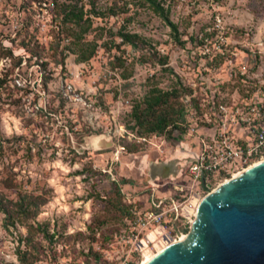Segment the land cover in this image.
<instances>
[{
    "label": "rangeland",
    "instance_id": "374dc122",
    "mask_svg": "<svg viewBox=\"0 0 264 264\" xmlns=\"http://www.w3.org/2000/svg\"><path fill=\"white\" fill-rule=\"evenodd\" d=\"M158 2L176 31L146 0H0V208L42 203L15 225L0 211V264H120L124 206L186 189L214 133L263 101L264 0ZM69 4L83 21L63 22ZM155 89L184 109L180 129L140 133L133 108Z\"/></svg>",
    "mask_w": 264,
    "mask_h": 264
},
{
    "label": "built area",
    "instance_id": "2783aa9c",
    "mask_svg": "<svg viewBox=\"0 0 264 264\" xmlns=\"http://www.w3.org/2000/svg\"><path fill=\"white\" fill-rule=\"evenodd\" d=\"M221 109L226 111L223 106ZM236 112L238 115L246 113V117L234 122L233 126L226 120L220 133H214L204 150L192 160L186 189L177 187L169 196H160L154 190L148 207L134 208L133 217L127 219L126 227L115 236L123 251L120 264L136 263V257L142 263L147 251L154 249L158 252L159 248L165 247L164 236L170 241L168 245L180 241L184 234L181 226L192 227L201 201L215 190L213 180L225 175L224 183L228 182L251 167L253 162L255 165L264 161V99L249 103L246 111L238 109ZM233 127L244 129L242 142L233 135ZM152 234L155 240H150ZM143 242L146 245H142Z\"/></svg>",
    "mask_w": 264,
    "mask_h": 264
},
{
    "label": "water",
    "instance_id": "95a60500",
    "mask_svg": "<svg viewBox=\"0 0 264 264\" xmlns=\"http://www.w3.org/2000/svg\"><path fill=\"white\" fill-rule=\"evenodd\" d=\"M188 237L148 264H264V161L207 195Z\"/></svg>",
    "mask_w": 264,
    "mask_h": 264
},
{
    "label": "trees",
    "instance_id": "16d2710c",
    "mask_svg": "<svg viewBox=\"0 0 264 264\" xmlns=\"http://www.w3.org/2000/svg\"><path fill=\"white\" fill-rule=\"evenodd\" d=\"M146 1L150 3L154 11L161 15L175 31L177 30V27L172 22H170L168 16L165 14V9L158 2V0ZM63 6H65L63 11L64 23L78 24L84 20L85 14L82 9L79 10L76 6H72L71 4ZM86 21L89 22L88 25L91 24L89 18H87ZM87 29L88 27L84 28V31H87ZM120 35L125 42L134 43L135 41L140 40L138 35L122 32ZM81 36L82 35L76 37L78 39ZM94 54L95 46H92L91 50H81L78 54V61L80 63L87 62L92 59ZM170 99V93L155 89L153 94L145 101L146 106L144 108H142V104L134 106L132 116L136 120L137 125L140 127L139 131L141 134H162L165 130H167V128L171 126L173 128L180 129V122L185 120L184 109L180 108L178 112H176L174 107L171 106ZM16 205L17 210L15 211L5 209L3 207L0 208L1 212L7 214L8 223H11V225H15L17 221L22 223L25 219L36 217L39 214V208L42 203L40 198L23 196L20 203H17ZM136 207L137 206H124L126 210L124 214L123 228L126 227L127 219H131L133 217L132 211ZM52 238H54V235ZM23 259L24 258L21 260L23 261Z\"/></svg>",
    "mask_w": 264,
    "mask_h": 264
},
{
    "label": "bare ground",
    "instance_id": "6f19581e",
    "mask_svg": "<svg viewBox=\"0 0 264 264\" xmlns=\"http://www.w3.org/2000/svg\"><path fill=\"white\" fill-rule=\"evenodd\" d=\"M258 163H256L255 165H257ZM255 165H253V166H255ZM252 167V166H251ZM251 167H249V168H251ZM248 168V169H249ZM239 174H241V173H239ZM239 174H237L234 178H236ZM189 239V237L188 236H180V241H178V242H185V241H187ZM150 240H155V235L154 234H152L151 236H150ZM163 241L165 242V247L164 248H159L158 249V252L157 253H153V252H151V251H147L146 253H145V255H144V259H143V262H142V264L144 263V262H147V264L148 263H150L155 257H156V255L158 254V253H160V252H162L165 248H167L168 246H170V245H168L169 244V239H168V237L167 236H164L163 237ZM177 242V243H178ZM142 245H146V242H143L142 243ZM167 245V246H166Z\"/></svg>",
    "mask_w": 264,
    "mask_h": 264
},
{
    "label": "crops",
    "instance_id": "0c3cea01",
    "mask_svg": "<svg viewBox=\"0 0 264 264\" xmlns=\"http://www.w3.org/2000/svg\"><path fill=\"white\" fill-rule=\"evenodd\" d=\"M149 197H150V196H149ZM149 197L146 198V200H144V202H143V200L140 199V198H137V200H136V197H135V199H133V200H134V202H135V201H142V202H143V207H142V208H144V207H148Z\"/></svg>",
    "mask_w": 264,
    "mask_h": 264
}]
</instances>
